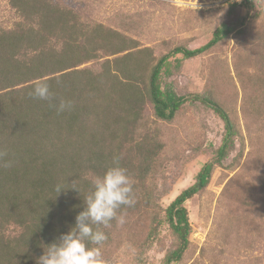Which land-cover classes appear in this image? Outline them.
I'll return each mask as SVG.
<instances>
[{
	"label": "trees",
	"instance_id": "1",
	"mask_svg": "<svg viewBox=\"0 0 264 264\" xmlns=\"http://www.w3.org/2000/svg\"><path fill=\"white\" fill-rule=\"evenodd\" d=\"M5 2L0 7V150L7 156L0 160V264H36L42 245L75 225L92 175L110 167L113 154L122 157L134 180L136 203L122 211L156 203L151 177L161 145L154 134L140 133L145 106L157 119L170 121L186 103L198 102L223 121L224 134L193 183L164 209L174 245L161 264H179L192 232L185 203L208 186L240 132L218 101L202 93L177 94L163 85L161 73L175 55L187 59L208 52L232 24L221 23L197 48L172 47L147 75L149 47L138 48L136 40L84 19L75 8L52 0ZM93 59L102 61L95 68L78 67ZM254 76L261 93L249 100L253 112L264 117V55ZM38 80L47 82L57 100H71L73 108L58 115L48 101L30 96ZM8 160L10 168L3 166ZM58 184L67 189L57 193Z\"/></svg>",
	"mask_w": 264,
	"mask_h": 264
},
{
	"label": "rangeland",
	"instance_id": "2",
	"mask_svg": "<svg viewBox=\"0 0 264 264\" xmlns=\"http://www.w3.org/2000/svg\"><path fill=\"white\" fill-rule=\"evenodd\" d=\"M52 1L136 40L138 48L149 47L147 75L172 47L197 48L221 23L232 24L233 30L208 52L187 59L175 55L161 73L163 85L177 94L202 93L218 101L240 132L208 186L185 203L192 232L179 264H264V117L253 112L249 100L261 93L254 73L264 55V0ZM101 61L78 67L95 68ZM148 132L161 145L151 177L157 204L125 212L122 226L114 221L106 229V264H161L174 245L164 209L212 158L224 124L198 102L186 103L170 121L157 119L146 104L140 133Z\"/></svg>",
	"mask_w": 264,
	"mask_h": 264
},
{
	"label": "clouds",
	"instance_id": "3",
	"mask_svg": "<svg viewBox=\"0 0 264 264\" xmlns=\"http://www.w3.org/2000/svg\"><path fill=\"white\" fill-rule=\"evenodd\" d=\"M33 98L49 102L59 115L73 108V102L64 98L57 100L44 80H38L29 94ZM7 152L0 150V160ZM122 157L112 156V164L102 174H93L90 180L91 190L84 198V207L75 218V225L61 234L55 242L42 245L43 254L36 264H106L102 248L107 240L103 229L112 222L122 226L126 222V213L122 209L133 207L136 203L134 180L128 169L121 164ZM11 160L4 161V167H12ZM80 191L78 187H68ZM67 189L57 185L55 191Z\"/></svg>",
	"mask_w": 264,
	"mask_h": 264
}]
</instances>
